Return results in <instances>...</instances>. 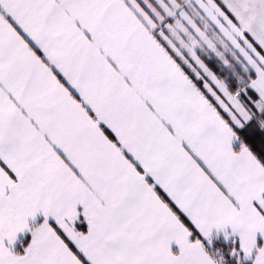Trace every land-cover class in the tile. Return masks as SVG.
<instances>
[{
    "label": "snow or ice",
    "instance_id": "6c2138e0",
    "mask_svg": "<svg viewBox=\"0 0 264 264\" xmlns=\"http://www.w3.org/2000/svg\"><path fill=\"white\" fill-rule=\"evenodd\" d=\"M0 264H264V0H0Z\"/></svg>",
    "mask_w": 264,
    "mask_h": 264
}]
</instances>
